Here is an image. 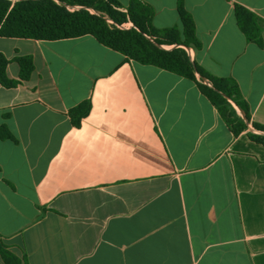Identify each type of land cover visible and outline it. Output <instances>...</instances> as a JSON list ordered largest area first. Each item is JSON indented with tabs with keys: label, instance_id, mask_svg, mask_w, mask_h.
<instances>
[{
	"label": "crops",
	"instance_id": "1",
	"mask_svg": "<svg viewBox=\"0 0 264 264\" xmlns=\"http://www.w3.org/2000/svg\"><path fill=\"white\" fill-rule=\"evenodd\" d=\"M142 1L156 28L182 37L179 0ZM182 2L201 48L161 47L237 84L249 113L226 97L246 124L238 134L195 81L90 34L0 36L9 79L19 80L16 57L33 62L27 80L0 83V126L14 137H0L12 264H264V145L248 135L264 134L254 127L264 126V28L259 45L235 17L238 4L264 22V0ZM83 102L75 125L69 110Z\"/></svg>",
	"mask_w": 264,
	"mask_h": 264
},
{
	"label": "trees",
	"instance_id": "2",
	"mask_svg": "<svg viewBox=\"0 0 264 264\" xmlns=\"http://www.w3.org/2000/svg\"><path fill=\"white\" fill-rule=\"evenodd\" d=\"M68 6L80 8L71 10ZM177 9L183 26L182 37L176 27L156 28L152 23L153 8L142 0H129L127 6H123L118 0H0V36L56 40L90 34L101 44L127 58L195 81L200 91L218 108L232 131L238 134L246 128V124L226 97L243 109L247 118L249 113L246 103L239 97L237 84L229 78L208 74L190 60L181 46L172 49L159 46L176 43L197 50L201 48V42L195 33L194 20L184 8L182 0H179ZM235 17L246 38L262 45L263 20L238 4L235 6ZM128 22L132 24L130 27L120 26ZM15 60L20 67L19 80L7 77L5 68L9 61L0 53V83L5 87L27 80L33 70L31 56H18ZM196 73L208 79L212 87L203 83L201 77L198 80ZM88 111V102L70 109L72 122L78 125ZM254 127L264 131V126L254 124ZM248 135L264 145V134L249 132ZM0 137L14 139L4 124L0 126ZM0 254L7 264L19 261L8 251L1 239Z\"/></svg>",
	"mask_w": 264,
	"mask_h": 264
},
{
	"label": "rangeland",
	"instance_id": "3",
	"mask_svg": "<svg viewBox=\"0 0 264 264\" xmlns=\"http://www.w3.org/2000/svg\"><path fill=\"white\" fill-rule=\"evenodd\" d=\"M13 1H14V0H13ZM68 8L71 9V10H74V9H78L79 7H78V6H68ZM90 10H91L92 12H94L93 9H90ZM120 26L123 27V28H127V27H128L127 23L121 24Z\"/></svg>",
	"mask_w": 264,
	"mask_h": 264
},
{
	"label": "water",
	"instance_id": "4",
	"mask_svg": "<svg viewBox=\"0 0 264 264\" xmlns=\"http://www.w3.org/2000/svg\"><path fill=\"white\" fill-rule=\"evenodd\" d=\"M80 8V7H79ZM160 47H161V45H159ZM203 79H205V78H203Z\"/></svg>",
	"mask_w": 264,
	"mask_h": 264
},
{
	"label": "built area",
	"instance_id": "5",
	"mask_svg": "<svg viewBox=\"0 0 264 264\" xmlns=\"http://www.w3.org/2000/svg\"><path fill=\"white\" fill-rule=\"evenodd\" d=\"M128 28V27H127Z\"/></svg>",
	"mask_w": 264,
	"mask_h": 264
}]
</instances>
